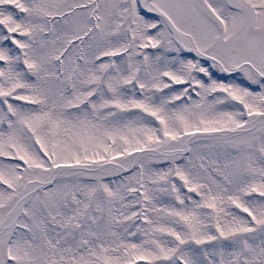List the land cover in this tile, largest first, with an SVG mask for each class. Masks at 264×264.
Returning <instances> with one entry per match:
<instances>
[{
  "label": "snow or ice",
  "instance_id": "1",
  "mask_svg": "<svg viewBox=\"0 0 264 264\" xmlns=\"http://www.w3.org/2000/svg\"><path fill=\"white\" fill-rule=\"evenodd\" d=\"M0 264H264V0H0Z\"/></svg>",
  "mask_w": 264,
  "mask_h": 264
}]
</instances>
